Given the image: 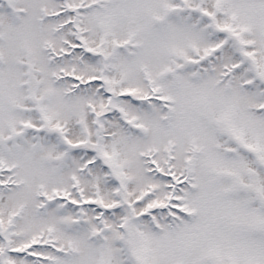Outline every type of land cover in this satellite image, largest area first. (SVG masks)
Instances as JSON below:
<instances>
[{
    "label": "snow or ice",
    "instance_id": "1",
    "mask_svg": "<svg viewBox=\"0 0 264 264\" xmlns=\"http://www.w3.org/2000/svg\"><path fill=\"white\" fill-rule=\"evenodd\" d=\"M0 264H264V0H0Z\"/></svg>",
    "mask_w": 264,
    "mask_h": 264
}]
</instances>
